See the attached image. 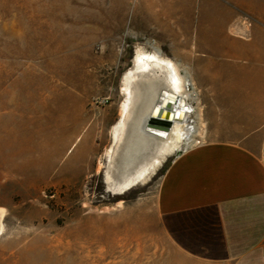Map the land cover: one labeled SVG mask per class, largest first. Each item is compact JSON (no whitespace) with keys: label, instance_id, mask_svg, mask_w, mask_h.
Returning a JSON list of instances; mask_svg holds the SVG:
<instances>
[{"label":"rangeland","instance_id":"obj_1","mask_svg":"<svg viewBox=\"0 0 264 264\" xmlns=\"http://www.w3.org/2000/svg\"><path fill=\"white\" fill-rule=\"evenodd\" d=\"M97 5L0 0V264H195L159 225L158 187L163 167L176 156L119 195L107 192L105 169L96 175L101 158L109 165L104 152L120 120L118 89L136 50L153 43L180 63L178 51L156 41L152 30L131 31L129 0ZM79 34L73 62L71 42ZM180 65L194 76L192 65ZM196 84L203 116L208 83ZM74 126L99 150L91 172L72 187L67 150ZM210 139L205 125L201 142Z\"/></svg>","mask_w":264,"mask_h":264},{"label":"crops","instance_id":"obj_2","mask_svg":"<svg viewBox=\"0 0 264 264\" xmlns=\"http://www.w3.org/2000/svg\"><path fill=\"white\" fill-rule=\"evenodd\" d=\"M128 8L132 32L152 30L192 65L196 83H208L211 139L163 167V235L195 264H264V0H129Z\"/></svg>","mask_w":264,"mask_h":264},{"label":"bare ground","instance_id":"obj_3","mask_svg":"<svg viewBox=\"0 0 264 264\" xmlns=\"http://www.w3.org/2000/svg\"><path fill=\"white\" fill-rule=\"evenodd\" d=\"M100 6L101 0H98V9ZM42 9H45L44 4ZM95 34L101 37L102 32ZM79 36L71 42L73 62ZM132 64L122 76L118 89V96L123 99L119 106L120 120L111 127V146L104 152L109 165L105 167L101 158L96 169V175L105 169L104 182L110 195L132 191L157 171L163 160L205 139L199 90L192 74L177 61L165 57L153 43L138 48ZM55 74L58 82V68ZM89 137L88 132L78 135L77 127L72 129L71 146L67 150L71 158L72 187L79 176L91 172L94 156L98 153L99 147L91 146ZM3 216L1 210L0 234Z\"/></svg>","mask_w":264,"mask_h":264},{"label":"built area","instance_id":"obj_4","mask_svg":"<svg viewBox=\"0 0 264 264\" xmlns=\"http://www.w3.org/2000/svg\"><path fill=\"white\" fill-rule=\"evenodd\" d=\"M242 25H245L247 28H249L251 26V23L248 21H244Z\"/></svg>","mask_w":264,"mask_h":264},{"label":"water","instance_id":"obj_5","mask_svg":"<svg viewBox=\"0 0 264 264\" xmlns=\"http://www.w3.org/2000/svg\"><path fill=\"white\" fill-rule=\"evenodd\" d=\"M156 111V109H154V112ZM165 126L167 127V126H169V124L168 123H165ZM161 129H163V130H167L166 128H161Z\"/></svg>","mask_w":264,"mask_h":264}]
</instances>
